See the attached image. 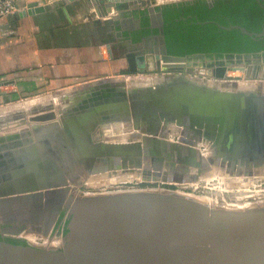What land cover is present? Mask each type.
<instances>
[{"label":"water","instance_id":"95a60500","mask_svg":"<svg viewBox=\"0 0 264 264\" xmlns=\"http://www.w3.org/2000/svg\"><path fill=\"white\" fill-rule=\"evenodd\" d=\"M121 2L141 5L149 30L156 16L163 26L157 0H95L108 22ZM44 10L30 3L17 15ZM220 27L264 39V30ZM157 34L162 50L125 54L128 74L145 78L106 77L0 107V221L16 223L3 234L48 235L58 212L67 215L61 248L2 238L0 264H264V207L151 188L75 194L91 173L89 185L264 175V52L191 67ZM229 70L246 79H227Z\"/></svg>","mask_w":264,"mask_h":264},{"label":"crops","instance_id":"0c3cea01","mask_svg":"<svg viewBox=\"0 0 264 264\" xmlns=\"http://www.w3.org/2000/svg\"><path fill=\"white\" fill-rule=\"evenodd\" d=\"M30 3L45 10L0 20V107L129 73L125 54L140 47L121 25L127 3L121 2L119 10L110 9L112 22L95 0H27ZM113 43L128 47L115 52ZM108 44L113 58L104 48Z\"/></svg>","mask_w":264,"mask_h":264},{"label":"trees","instance_id":"16d2710c","mask_svg":"<svg viewBox=\"0 0 264 264\" xmlns=\"http://www.w3.org/2000/svg\"><path fill=\"white\" fill-rule=\"evenodd\" d=\"M163 11L167 24L164 34L168 56L205 54L218 59L264 52V39H253L238 29L220 27L241 25L251 32L263 31L264 8L256 0H215L213 5L198 0L195 5L168 4ZM250 13L260 16H251V22L250 16H247ZM144 24L148 25L146 17ZM148 32L149 29L132 35L138 41L141 37L139 34Z\"/></svg>","mask_w":264,"mask_h":264},{"label":"rangeland","instance_id":"374dc122","mask_svg":"<svg viewBox=\"0 0 264 264\" xmlns=\"http://www.w3.org/2000/svg\"><path fill=\"white\" fill-rule=\"evenodd\" d=\"M191 65H190V64ZM194 63V62H193ZM187 66L201 67V65H195L191 62H186ZM256 79H263V67L259 72H256ZM127 78H145V74H123ZM227 79L243 81L246 79L245 73L241 71H228ZM255 78V77H254ZM171 140L175 141V138ZM90 172H86L85 176H88ZM80 186H75V194H94L110 191H126L131 189H165L171 190L182 194L191 195L206 200L208 204H211L219 208H235V209H246L253 207H264V175H253V176H240V177H225L216 175L209 180H200L195 183L186 184H175V183H154V182H143V181H124L115 185L99 184L98 182L94 185H89L87 180L83 177L79 178ZM23 236H30L33 240L36 237L48 240V235H43L36 232L24 231ZM54 235V234H51ZM36 236V237H35ZM52 238V237H51ZM49 238V240L51 239ZM51 241V240H50ZM38 243V244H37ZM32 243L37 247H44V244L39 242ZM46 247V246H45ZM47 248V247H46ZM52 248V247H51ZM55 249V248H53Z\"/></svg>","mask_w":264,"mask_h":264},{"label":"flooded vegetation","instance_id":"af4514ba","mask_svg":"<svg viewBox=\"0 0 264 264\" xmlns=\"http://www.w3.org/2000/svg\"><path fill=\"white\" fill-rule=\"evenodd\" d=\"M207 3H209L210 5H213L215 0H205ZM260 6L262 8H264V0H256ZM196 2H198V0H171L169 1V3H164V4H159L157 6H159L157 8V11L158 12H161L162 13V21H163V26L161 27L160 29V26H161V18L159 16H156L153 18L152 20V25L155 27L154 29H150V32H148L147 34H139L140 39H142V41L140 42L139 40L136 41L135 40V37L136 36H133L132 34L134 32H142L143 30L147 31L148 30V25L146 26L144 24L145 22V10L143 8H141V5H139L138 7H134V8H131L130 6L128 5H125L123 7V10H122V16H120V18H123L122 20V23L121 25L123 27H126L130 30V32H132L131 36H130V39L133 40L132 42L133 43H136L138 44V46L140 47V50L141 49H145V50H151L155 47H158L159 50H162V41H161V36H158L159 34V31L161 34H164V30H165V26L167 25L165 23V18H164V11H163V8L165 5H170V4H185V6L187 4H190V5H195ZM143 14H140L142 13ZM188 16H191V15H188ZM247 16H250V19H251V22H252V17L251 16H260L258 13H250L248 14ZM126 23V24H125ZM140 25V26H139ZM141 27V28H140ZM134 31V32H133ZM160 34V35H161ZM165 35V34H164ZM114 45L112 46L113 47V51L115 52H121V51H126L128 45L125 44V43H119V45H116V43H113ZM131 53V52H130ZM170 57V55H169ZM178 57V56H176ZM233 57H236V56H227V57H224L223 59H226V58H233ZM187 62H191L192 64H195L196 66L197 65H201V66H205L207 63L211 62L213 63V65H215L216 61L219 60V58H214V57H210V56H207L205 54H194L192 56H186L184 57ZM194 62V63H193ZM190 64V63H189ZM191 65V64H190ZM50 215L48 216V219L44 218V221L42 223V228H46V225L48 223V220L50 221ZM66 224H67V215L65 212L63 211H59L56 218L54 219L53 223H52V227H51V231L50 233H55V232H60L62 231L63 232V235L65 234V229H66ZM16 223L14 224H8L6 222H1L0 221V239H6L7 241H12L14 243H17V244H26L28 242H32V243H37L35 240L32 239V237L28 236H23L22 234H24L23 232L25 230H23L22 233L18 234V235H8V234H3L4 233V229L8 228V227H11V226H15ZM26 225V224H25ZM25 225H19L20 228H24ZM38 244V243H37ZM48 247H49V244H47Z\"/></svg>","mask_w":264,"mask_h":264},{"label":"built area","instance_id":"2783aa9c","mask_svg":"<svg viewBox=\"0 0 264 264\" xmlns=\"http://www.w3.org/2000/svg\"><path fill=\"white\" fill-rule=\"evenodd\" d=\"M171 0H157L156 4H164V3H169ZM28 4L27 0H0V20L5 19V18H11L15 15H17L19 12L23 10H27ZM104 48H107V46H104ZM54 234V235H51ZM49 237L47 238L48 240H44L43 238H39L38 236L36 237L37 242L44 244V247L46 246L47 248H61L63 246V232H55L51 233ZM52 237V238H51ZM49 238H51L49 240ZM49 244L48 245L46 244Z\"/></svg>","mask_w":264,"mask_h":264},{"label":"bare ground","instance_id":"6f19581e","mask_svg":"<svg viewBox=\"0 0 264 264\" xmlns=\"http://www.w3.org/2000/svg\"><path fill=\"white\" fill-rule=\"evenodd\" d=\"M132 174H134V173H131L130 172V176H132ZM98 175V173H91V175H89V177H93V176H97ZM134 176V175H133ZM214 176H216V175H211V176H207V177H205V178H202L203 180H205V179H207V180H209L210 178H212V177H214ZM89 177H87L88 179H90ZM123 177H125V176H123ZM93 178H95V177H93ZM88 179H86L87 180V183H88ZM201 179V180H202ZM85 180V181H86ZM93 181H96V180H92V182L91 183H93ZM90 183V182H89ZM196 198H198V197H196ZM200 201H202V202H205V203H207L206 202V200H203V199H201V198H198ZM208 204V203H207ZM46 244H48V243H46Z\"/></svg>","mask_w":264,"mask_h":264}]
</instances>
